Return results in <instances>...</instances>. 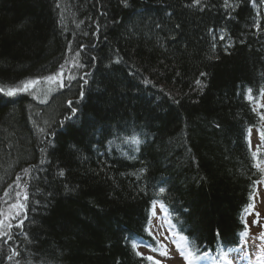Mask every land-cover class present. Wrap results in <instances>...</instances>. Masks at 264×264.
<instances>
[{"label": "trees", "instance_id": "trees-1", "mask_svg": "<svg viewBox=\"0 0 264 264\" xmlns=\"http://www.w3.org/2000/svg\"><path fill=\"white\" fill-rule=\"evenodd\" d=\"M229 4L0 0V213L29 196L0 264H153L132 245L156 244L154 204L195 255L240 245L264 182V3ZM49 76L44 99L6 95Z\"/></svg>", "mask_w": 264, "mask_h": 264}, {"label": "rangeland", "instance_id": "rangeland-1", "mask_svg": "<svg viewBox=\"0 0 264 264\" xmlns=\"http://www.w3.org/2000/svg\"><path fill=\"white\" fill-rule=\"evenodd\" d=\"M63 73V79H68L70 77V74L68 75L66 72ZM25 82L27 81L18 84L14 88H21ZM54 83L57 82H51L47 79H43L31 89L35 90L37 97L44 99L53 90ZM262 102H264V94L262 95ZM262 130L264 131V123L262 124ZM249 137L251 147L254 149V151H257V147L261 141L258 128H252L250 130ZM8 193H12V195L14 194L15 197L12 198V195H6L2 210L4 215L1 216L0 219H4L8 215L14 214L16 211L15 209L10 208V205L16 203L17 192L15 193L14 190V192L9 191ZM253 199V207L246 213L245 216V221L248 226L247 235L241 238L242 243L238 248L240 251L230 253L227 259L220 256L215 261L211 257H207L206 260L193 261V264H264V240L259 238L261 231H264V227H262L264 226V182L258 183ZM21 218L22 213L17 219L11 221L12 227L4 228L3 232L8 234L9 230L19 228L16 227V224ZM253 221H256V223H253ZM5 222L8 223L7 220ZM149 230L155 238L156 244L153 245L145 242L137 244V252L141 253V255L145 257L152 256L153 264H185L184 259L180 255V249H178L177 245L179 244L186 253L189 251L187 242L185 239H181V236L177 234L170 222L168 215L166 214L165 207L161 208L160 204H154L153 206ZM5 236L6 235H0V238ZM157 246H160L161 250L167 249V254L162 256L159 254V252L151 251V247Z\"/></svg>", "mask_w": 264, "mask_h": 264}, {"label": "snow or ice", "instance_id": "snow-or-ice-1", "mask_svg": "<svg viewBox=\"0 0 264 264\" xmlns=\"http://www.w3.org/2000/svg\"><path fill=\"white\" fill-rule=\"evenodd\" d=\"M262 3H264V0H261ZM200 3V0H193V4L194 5H199ZM224 4H225V7H231V5L229 4V0H224ZM57 7H59V5H57ZM159 27V25H158ZM258 27V25H257ZM221 40L224 39L223 36L220 37ZM83 47V46H81ZM77 55H79V53H77ZM95 59V58H93ZM118 63V61H117ZM80 66H83V65H80ZM63 65H61V70H63ZM57 75L63 77L64 73L63 71H61L60 73H58ZM88 74L85 73L84 76L80 77V79H83L85 83H87L88 81L85 79V77L87 76ZM203 75V74H201ZM73 79L75 77H72ZM45 79H47L48 81H51V82H55L56 81V77L55 76H49V77H46ZM37 83H39V80H30V81H27L23 84V86L21 88H10L7 92H6V95L8 96H13L15 95L18 91H29L34 85H36ZM197 85L200 84V81H196ZM63 86V85H62ZM4 91L3 89H0V92ZM251 92V89H249V93ZM69 106H71L72 102L69 101ZM73 113H75L77 110L75 108L72 109ZM261 119L264 120V116H261ZM260 136L262 139H264V132H261L260 133ZM125 144H130V145H133V146H136L134 147V151H139V146L143 143V141L137 136V135H132L130 137H125L124 138V141H123ZM256 156V153L254 152L253 153V157ZM133 159L135 157H132ZM258 166V165H257ZM27 171V170H25ZM60 175L63 176L64 173L63 172H60ZM165 192V189L163 187L159 188V193L160 194H163ZM7 195V193H5ZM16 197H17V200H16V203L10 205V208L12 209H15V213L14 214H10L8 215L7 217H5L4 219H0V235H7V233L3 232V229L4 228H10L12 227L11 225V221L12 220H15L17 219L21 213L23 212V210L25 209L26 205L25 203H23L22 201H27L29 199V196L27 193H25L23 196H21V193L17 192L16 193ZM161 208L164 207L163 204L160 205ZM253 205H249V209L252 208ZM247 211V210H246ZM155 214V213H153ZM4 214L3 213H0V216H3ZM8 221V223H6L5 221ZM253 223H256V221H253ZM23 225V220H20L17 224H16V227H21ZM247 224H245V229H247ZM264 227V226H262ZM148 231L149 235H151V231L150 230H147ZM247 235V232L245 231L244 233H241V237ZM259 238L261 240H264V231H261V233L259 234ZM181 239H186L185 237H181ZM137 243H143V241H138L136 243H133V248L135 249L137 247ZM178 249H180V255L181 257L184 259L185 261V264H193V261H201V260H206L207 259V254L205 253L203 256H199V255H195L192 251H187L185 253V251L180 247V245L178 244L177 245ZM151 251H154V252H159L160 255H166L167 254V249H163L161 250V247L160 246H157V247H151ZM240 249L238 248H229L228 249V252H239ZM228 252H224L222 251L221 252V256L225 259H227L228 257ZM18 253H13V255H17ZM136 255L137 256H140L141 253L139 252H136ZM11 258V257H10ZM146 259L148 261H152L153 260V257L152 256H148L146 257Z\"/></svg>", "mask_w": 264, "mask_h": 264}, {"label": "water", "instance_id": "water-1", "mask_svg": "<svg viewBox=\"0 0 264 264\" xmlns=\"http://www.w3.org/2000/svg\"><path fill=\"white\" fill-rule=\"evenodd\" d=\"M24 214H25V209H24L23 212H22V216H24ZM20 220H21V219H20ZM20 220H19V221H20Z\"/></svg>", "mask_w": 264, "mask_h": 264}]
</instances>
